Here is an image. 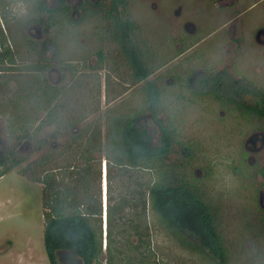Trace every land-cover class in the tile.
Listing matches in <instances>:
<instances>
[{"label": "rangeland", "instance_id": "obj_1", "mask_svg": "<svg viewBox=\"0 0 264 264\" xmlns=\"http://www.w3.org/2000/svg\"><path fill=\"white\" fill-rule=\"evenodd\" d=\"M44 2L49 8L55 6V0ZM66 2L69 6L98 4L104 10L110 0ZM126 10L150 61L158 65L148 80H155L163 90L161 117L172 120L178 141L190 147V162L180 171L211 205L220 207L219 230L228 263L264 264V119L249 120L234 106L213 100L211 94L197 95L218 91L233 96L234 86L240 83L264 92V0H127ZM35 11V0H0L1 41L5 44L0 61V138L26 158L0 178V264H50L43 246L42 184L32 178H41L51 168L80 167L87 155V139L94 142L93 135L101 129L94 143L104 148L110 135L105 127L111 126L114 117L134 115L146 100V81L133 84L104 13L82 19L79 9L71 14V22L55 20L50 34L53 45L41 59L32 49L39 50L45 40L42 28L33 21ZM221 77L223 84L217 86ZM47 84L59 92L49 107L60 109V125L45 127L36 137L57 133V138L41 150L34 143L17 147L6 130L16 112L7 102L19 108L21 101L27 102L26 94L21 95L24 91L40 101ZM238 100L261 107L259 96L250 93ZM36 112L32 110L33 123L43 113ZM27 117L18 115L15 121ZM142 124L158 146L157 125L149 116ZM1 145L0 140V150ZM185 153L175 146L169 161ZM105 154L93 153L100 168ZM143 177L146 181V175ZM124 182L117 177L116 168L108 170L110 205L125 190ZM97 183L95 179V189ZM101 184L100 175L102 209ZM128 219L124 218L125 226ZM138 224L147 235L143 239L149 237L157 264H212L205 253L183 246L148 206L140 211ZM113 229L118 230L115 222ZM183 235L190 244L198 245L191 234ZM137 239L130 235L131 241ZM57 258L60 264H78L71 253L59 252Z\"/></svg>", "mask_w": 264, "mask_h": 264}, {"label": "trees", "instance_id": "obj_2", "mask_svg": "<svg viewBox=\"0 0 264 264\" xmlns=\"http://www.w3.org/2000/svg\"><path fill=\"white\" fill-rule=\"evenodd\" d=\"M93 5L80 3L69 6L66 0H55V6L49 8L44 0H35L36 15L33 21L42 28L45 40L41 43L39 50L32 49L41 59L49 52L53 45L50 34L55 20L59 19L60 23H63V20L71 22V14L79 9L82 12V19L89 15L97 16L100 12L104 13L106 20L110 23L109 34L119 46L131 71L133 84L146 81L143 85L145 106L132 116L114 117L111 126L105 127L106 133L110 135L107 137L104 148L97 147L94 143L98 141L101 131L97 129V133L93 135L95 141L89 142L90 140L87 139V146L84 149L87 155L82 157L84 162L80 167L75 166L73 170H69V166L59 170L51 168L44 170L41 178H32L35 181L39 180L42 184L43 246L48 262L60 264L57 253L67 252L75 256L78 264H157L149 237L148 240L143 239L147 235L143 234L138 224L140 211L144 212L148 206L162 225L177 237L183 246L205 253L212 264H229L228 253L219 230L220 207L211 205L203 197L199 188L189 182L180 171L190 162L191 150L189 146L178 141L176 127L172 120L161 117L164 111L163 90L155 80H148L158 71V65L150 61L148 51L142 45L136 24L126 10L127 0H110L104 10L98 4ZM1 38L4 41L0 30V61L2 62L4 56L1 50L5 44ZM4 53L7 54L8 50ZM7 56L12 63V56L8 54ZM222 81V77L218 78L217 86H222ZM42 91L41 95L45 98L40 101L24 91L21 95L26 94L27 102L21 101L19 108L13 106L12 102H7L14 108V112L16 111L11 116L12 121H15L18 115L28 116L18 119L15 124L8 121L10 126L9 130L6 128L8 137L16 141L17 147L24 143H34L35 148L41 150L50 139L57 138V133L44 135L41 138L36 137L37 133L45 127L60 125L57 121L60 109L49 107L51 102H55L59 92L48 84ZM247 93L259 96L260 108L244 105L238 100L242 94ZM206 94H211L213 100L223 106H234L243 117L249 120L264 119V92L257 88L251 89L240 83L234 86V95L227 97L218 91L197 93V95ZM45 100L46 105H43ZM32 101L35 102L29 106V102ZM32 110L37 111L36 113L43 112L41 116L35 118V123L31 120ZM147 116L159 129L158 146L153 145L150 132L143 127L142 121ZM4 139L0 138L2 141L0 178L26 159L25 156L21 157L15 149L9 148ZM175 146H179L180 150L186 153L181 158L170 162L169 157L175 150ZM103 151L106 152L103 158L107 166L106 182L108 170L113 168L117 169V177L126 180L125 190L119 192L115 204L110 205L111 197L107 198L104 238H102L99 188L101 168L100 161L95 160L93 156V153ZM48 160L46 158L43 163H47ZM19 173L25 175L24 171ZM143 175H146V181L143 180L145 179ZM95 179L98 182L97 189L94 187ZM127 206H129V214H126L124 210ZM132 212L138 213L132 214ZM127 215L129 216L128 227L124 225V218L128 217ZM114 222L118 226L117 231L113 229ZM186 232L197 240L198 245H192L184 239L183 234ZM131 234L138 237L137 242L130 240ZM103 239H105L104 250L102 249Z\"/></svg>", "mask_w": 264, "mask_h": 264}, {"label": "built area", "instance_id": "obj_3", "mask_svg": "<svg viewBox=\"0 0 264 264\" xmlns=\"http://www.w3.org/2000/svg\"><path fill=\"white\" fill-rule=\"evenodd\" d=\"M101 178H102V219H103V233L105 234L106 229V203H107V182H106V176H107V166L106 161H103V164L101 165ZM105 241V240H104ZM105 245V242H104Z\"/></svg>", "mask_w": 264, "mask_h": 264}, {"label": "flooded vegetation", "instance_id": "obj_4", "mask_svg": "<svg viewBox=\"0 0 264 264\" xmlns=\"http://www.w3.org/2000/svg\"><path fill=\"white\" fill-rule=\"evenodd\" d=\"M257 38H260V36H258Z\"/></svg>", "mask_w": 264, "mask_h": 264}, {"label": "clouds", "instance_id": "obj_5", "mask_svg": "<svg viewBox=\"0 0 264 264\" xmlns=\"http://www.w3.org/2000/svg\"><path fill=\"white\" fill-rule=\"evenodd\" d=\"M102 227H103V225H102Z\"/></svg>", "mask_w": 264, "mask_h": 264}]
</instances>
